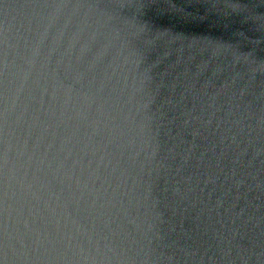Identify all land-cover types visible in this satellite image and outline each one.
I'll list each match as a JSON object with an SVG mask.
<instances>
[{"label": "water", "instance_id": "95a60500", "mask_svg": "<svg viewBox=\"0 0 264 264\" xmlns=\"http://www.w3.org/2000/svg\"><path fill=\"white\" fill-rule=\"evenodd\" d=\"M0 264H264V0H0Z\"/></svg>", "mask_w": 264, "mask_h": 264}]
</instances>
